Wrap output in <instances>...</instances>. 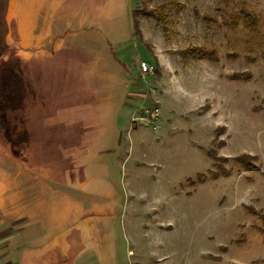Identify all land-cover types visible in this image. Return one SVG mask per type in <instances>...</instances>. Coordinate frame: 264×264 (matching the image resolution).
I'll return each mask as SVG.
<instances>
[{"label": "rangeland", "instance_id": "1", "mask_svg": "<svg viewBox=\"0 0 264 264\" xmlns=\"http://www.w3.org/2000/svg\"><path fill=\"white\" fill-rule=\"evenodd\" d=\"M177 1L183 8L170 0H37L47 16L39 9L28 22L31 0H0V80L9 78L17 125L4 144L0 108V198H25L30 188L38 200L16 227L28 234L32 261L264 264V0ZM243 3L258 32L246 28ZM22 18L42 26L31 30ZM84 24L99 29L63 33ZM96 38L110 57L75 52ZM201 46L219 61L186 53ZM142 62L154 72L143 74ZM123 101L125 122L76 163L66 159V147L81 141L55 123L86 102ZM4 152L13 158L7 192Z\"/></svg>", "mask_w": 264, "mask_h": 264}, {"label": "crops", "instance_id": "2", "mask_svg": "<svg viewBox=\"0 0 264 264\" xmlns=\"http://www.w3.org/2000/svg\"><path fill=\"white\" fill-rule=\"evenodd\" d=\"M31 5V6H30ZM30 5L25 6L27 7V13L26 15H23L26 20H31V16L34 18H38V10L41 9L44 13L41 15L44 16L46 14L45 9L42 7L39 8V4L37 0H31ZM26 11V10H25ZM45 16V17H46ZM7 20H9V17H7ZM23 20V18H22ZM22 22L27 26L29 23L27 21L23 20ZM31 22V21H30ZM27 23V24H26ZM37 25L38 28H41V24H34ZM34 25H31V30ZM55 25L51 26V30H55ZM59 28V27H57ZM63 28V27H61ZM89 29H99L97 27H92L90 25L84 24V25H75L71 29L66 30L63 32L64 34H71V35H79L83 34L86 30ZM52 33V32H51ZM89 33V32H88ZM58 34L54 32L53 40L56 38ZM67 43V42H65ZM64 43V44H65ZM89 47L85 46V40L82 42H78L76 44L77 47H75V52H80V51H87L89 50V53H99L105 58L110 57L108 54V48L105 49L104 53V47H103V40L101 39H90V42H88ZM94 45V47H93ZM67 50H71V47H68V45L64 46L60 53L65 52ZM96 51V52H95ZM106 54V55H105ZM157 57V56H156ZM158 59V57H157ZM24 91L26 89L23 88ZM130 90V88L128 89ZM128 91L126 97L128 99H133V97L130 95L131 92ZM125 98V97H124ZM125 101V99H124ZM121 105L112 106L115 108H112L111 106L108 107H103V106H97V104L93 102H86L82 105L74 107L75 109V114L70 117H63L61 121L56 122L55 124L59 125H66L67 128L74 129L72 130V133L74 132L77 135V142L81 141L80 145L71 144L69 147H66L65 149V154H66V159H73V163H76L77 159L81 156H86L88 155L90 149H92V142L101 140L102 136L104 135V132L112 130L110 127L112 126H118L119 125V120H122L121 122H125V116H126V107L127 103L124 102ZM130 102V100H128ZM23 104V102H22ZM67 109H72L66 107L65 111L63 112L66 114L70 112L71 110L67 111ZM56 111H61L62 109L56 108ZM62 112V113H63ZM57 115V113L55 114ZM54 115V116H55ZM55 120L56 117H53ZM133 119V118H132ZM131 119V121H132ZM29 122L28 120H23V123L26 124ZM30 125L35 124L34 122H30ZM114 129V127H113ZM6 138L5 136L2 138ZM7 142H5L6 144ZM7 145V144H6ZM8 152H4L5 155V175H6V181L5 182V189L7 192V188L10 187L11 190L13 191V166L11 165V162L13 161V158L10 156L11 160L9 162L8 155H6ZM64 154V155H65ZM1 156V155H0ZM74 171V170H73ZM28 183V187H29ZM27 196L25 198L21 197L18 199H15L14 196H11V198H5L4 200L0 198V264H43L40 263L39 257H34L33 261L31 260L30 253L27 251V237L28 234L22 230L21 234L19 235V231L16 229L18 224H24L26 220V212L25 210L28 209L31 205H35L38 203V200H31V190L30 188L27 189ZM21 206L20 209V214H15V205ZM5 205V207L3 206ZM16 215V219L13 217Z\"/></svg>", "mask_w": 264, "mask_h": 264}, {"label": "trees", "instance_id": "3", "mask_svg": "<svg viewBox=\"0 0 264 264\" xmlns=\"http://www.w3.org/2000/svg\"><path fill=\"white\" fill-rule=\"evenodd\" d=\"M170 1H171V4H173L174 6H177L179 8H183V5L180 4L177 0H170ZM241 13L247 17V21L245 22L246 28H248L249 30H251L253 32H258L259 30H258L256 13L254 11L248 9L247 5L244 3L241 5ZM233 19H235L233 22L234 25H238L240 18L237 16H233ZM186 53L188 55H193L196 57L208 58L214 62L219 61V57L217 55L216 50L215 49H207L204 46L189 48ZM244 75L245 74H237L236 78H240V79L244 78ZM246 77L249 78L250 76H246ZM8 80H9V78L6 80L5 75H3L1 80H0V85H2L1 89H0V108H2L5 111L4 118H3L4 122L2 124L7 128V131H6L7 133L3 131L5 133V137H6L3 139L4 144H5V142L8 143L9 135L13 131V127L15 128V130L17 129L16 124L13 123V125H10L12 123V121L10 122V119L12 118L11 111L13 110V107H14L13 104H14L15 99H13V97L15 94L11 93L10 84H9ZM11 95H12V99H11ZM8 124L12 127L11 128L8 127L7 126ZM14 132H12V133H14ZM16 139L19 140L18 138H16ZM251 159H253V157H251V156H241L239 158L240 162L242 164H244L246 167H248L250 170H256L257 166L251 162Z\"/></svg>", "mask_w": 264, "mask_h": 264}, {"label": "built area", "instance_id": "4", "mask_svg": "<svg viewBox=\"0 0 264 264\" xmlns=\"http://www.w3.org/2000/svg\"><path fill=\"white\" fill-rule=\"evenodd\" d=\"M140 69L143 74H148L154 72L155 67L147 62H142L140 65ZM158 113H159V109H154V111L150 112L153 119L158 116Z\"/></svg>", "mask_w": 264, "mask_h": 264}]
</instances>
